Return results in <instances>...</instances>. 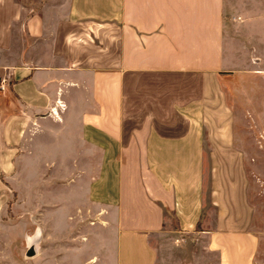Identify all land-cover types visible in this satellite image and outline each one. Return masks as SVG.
Returning <instances> with one entry per match:
<instances>
[{
    "label": "crops",
    "instance_id": "0c3cea01",
    "mask_svg": "<svg viewBox=\"0 0 264 264\" xmlns=\"http://www.w3.org/2000/svg\"><path fill=\"white\" fill-rule=\"evenodd\" d=\"M263 1L42 0L15 53L21 4L0 0L2 163L65 181L68 210L111 231L113 264H156L148 236L163 230L202 234L218 264H252L223 32L263 47L264 9L246 13Z\"/></svg>",
    "mask_w": 264,
    "mask_h": 264
},
{
    "label": "rangeland",
    "instance_id": "374dc122",
    "mask_svg": "<svg viewBox=\"0 0 264 264\" xmlns=\"http://www.w3.org/2000/svg\"><path fill=\"white\" fill-rule=\"evenodd\" d=\"M18 1L21 15L14 26L15 53L17 29L22 32L33 9L43 4L42 0ZM263 9L264 1L246 13ZM231 19L240 22L239 18ZM255 22L262 25L261 20ZM227 33L233 39L229 53L235 61L223 73L221 87L233 111L234 139L244 161L246 198L251 209L249 231L256 242L252 264H264V46L243 45L246 36L239 27L224 31V36ZM25 40L31 42L32 37L25 36ZM7 152L0 146V264H113L107 259L106 245L111 231L106 225L103 229L92 227L97 220L93 213L68 210L65 181L40 179V166L38 176L33 175L28 161L25 173L18 174L15 156L11 164L2 163ZM205 191L204 178V195ZM169 218L166 229L171 227ZM211 219L208 210L207 223ZM148 240L156 252V264H218L217 253L208 248L202 234L163 230L150 234Z\"/></svg>",
    "mask_w": 264,
    "mask_h": 264
},
{
    "label": "water",
    "instance_id": "95a60500",
    "mask_svg": "<svg viewBox=\"0 0 264 264\" xmlns=\"http://www.w3.org/2000/svg\"><path fill=\"white\" fill-rule=\"evenodd\" d=\"M31 253V251H28L27 254L29 255Z\"/></svg>",
    "mask_w": 264,
    "mask_h": 264
}]
</instances>
